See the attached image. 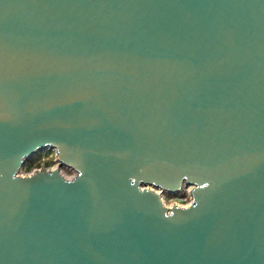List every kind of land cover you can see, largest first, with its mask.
<instances>
[{"label": "water", "instance_id": "water-1", "mask_svg": "<svg viewBox=\"0 0 264 264\" xmlns=\"http://www.w3.org/2000/svg\"><path fill=\"white\" fill-rule=\"evenodd\" d=\"M0 264H264V0H0Z\"/></svg>", "mask_w": 264, "mask_h": 264}, {"label": "rangeland", "instance_id": "rangeland-1", "mask_svg": "<svg viewBox=\"0 0 264 264\" xmlns=\"http://www.w3.org/2000/svg\"><path fill=\"white\" fill-rule=\"evenodd\" d=\"M41 165H44L47 168L54 167L56 165L54 151L46 150V151H42L34 155V157L32 158V164H31L30 169L25 170L24 168H22L20 170V174L30 173L31 171H33L34 169H37ZM60 171L67 178L72 177L74 175L73 171L65 167H61ZM187 193H188V188H185L182 192L177 193V194H169V193L164 192L162 195V198H163L165 205L167 206H169V204L172 205L175 202H178L181 204H187L189 203V199L184 198L186 196L188 197Z\"/></svg>", "mask_w": 264, "mask_h": 264}, {"label": "trees", "instance_id": "trees-1", "mask_svg": "<svg viewBox=\"0 0 264 264\" xmlns=\"http://www.w3.org/2000/svg\"><path fill=\"white\" fill-rule=\"evenodd\" d=\"M46 150H48V149H45V150H43V151H46ZM40 152H42V151H40ZM40 152H37V153H40ZM36 153V154H37ZM36 154H34V155H36ZM34 155L24 164V166H23V168L25 169V170H29L30 169V167H31V164H32V158L34 157Z\"/></svg>", "mask_w": 264, "mask_h": 264}, {"label": "built area", "instance_id": "built-area-1", "mask_svg": "<svg viewBox=\"0 0 264 264\" xmlns=\"http://www.w3.org/2000/svg\"><path fill=\"white\" fill-rule=\"evenodd\" d=\"M188 194V197L186 196V197H184L185 199H189V201H190V195H189V193H187ZM174 204H179V205H187V204H181V203H178V202H175Z\"/></svg>", "mask_w": 264, "mask_h": 264}]
</instances>
